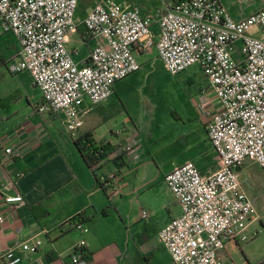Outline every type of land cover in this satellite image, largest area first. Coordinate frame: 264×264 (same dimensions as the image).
I'll list each match as a JSON object with an SVG mask.
<instances>
[{"label": "built area", "instance_id": "obj_1", "mask_svg": "<svg viewBox=\"0 0 264 264\" xmlns=\"http://www.w3.org/2000/svg\"><path fill=\"white\" fill-rule=\"evenodd\" d=\"M78 5L79 0H0V35L12 34L19 45L7 63L9 72H29L42 94L36 112L62 113L66 132L76 139L88 111L84 99L93 105L107 101L118 82L141 69L137 54L155 48L173 76L200 68L222 106L216 111L203 98L196 108L219 168L204 175L186 162L166 176L182 214L159 232V240L174 264H234L222 254L228 243L251 239L257 213L240 172L253 162L264 175V6L236 21L221 0H177L155 20L137 8L102 0L83 21L94 46L79 65L68 47L70 34L77 31ZM121 152L131 154L133 147L127 144ZM3 153L0 165L24 156L13 146H5ZM99 180L110 198L120 195L121 173ZM5 201L20 205L24 198L18 194ZM148 215L142 212L143 218ZM4 220L0 215V223ZM63 226L83 236L90 232L74 217ZM41 245V240L27 242L22 251L36 253ZM88 259L87 242L81 239L70 264H88ZM0 264H23V254L0 253Z\"/></svg>", "mask_w": 264, "mask_h": 264}, {"label": "crops", "instance_id": "obj_2", "mask_svg": "<svg viewBox=\"0 0 264 264\" xmlns=\"http://www.w3.org/2000/svg\"><path fill=\"white\" fill-rule=\"evenodd\" d=\"M98 1L79 0L75 12L77 31L70 34L68 47L79 65L86 63L94 46L83 21ZM176 2L141 0L125 7L137 8L143 16L159 20ZM221 3L236 21L264 6V0L250 10L231 0ZM152 31L158 33L157 23ZM18 49L12 34L0 35V156L5 160V146L24 150L22 158L0 165V215L5 218L0 223V253H22L23 264H70L76 245L85 239L88 264H174L160 243L159 232L182 210L166 176L186 162H192L204 175L219 168L218 154L196 112L203 98L214 110H222L205 76L193 68L187 78L192 96L180 109H173L171 116L161 115L159 110L146 115L140 109L128 108L125 118L108 125L111 106L124 107V101L135 91L120 86L128 77L115 85L107 101L93 105L85 98L83 109L88 111L78 135L92 134L97 143L115 148L104 166L94 172L66 132L64 115L36 112L42 94L31 74L9 72L7 63ZM137 58L141 64L137 74L144 66L150 71L154 65L167 72L155 48L137 54ZM127 144L133 153L126 155V164L118 169L113 159ZM247 168L240 172L243 184L249 180ZM117 173L122 174L124 184L120 195L112 199L97 185L96 177ZM18 194L23 196V204L6 203V197ZM143 211L148 218L142 217ZM79 214L90 228L84 236L62 227ZM35 240L42 241L38 252L22 251L23 244ZM222 256L227 260L226 251Z\"/></svg>", "mask_w": 264, "mask_h": 264}, {"label": "rangeland", "instance_id": "obj_3", "mask_svg": "<svg viewBox=\"0 0 264 264\" xmlns=\"http://www.w3.org/2000/svg\"><path fill=\"white\" fill-rule=\"evenodd\" d=\"M114 1L125 6L141 0ZM262 1L231 0L232 3L241 4L249 10L254 9ZM193 68L201 71L195 66L173 76L165 72L159 65H154L150 71H147V67L144 66L138 74L135 73L122 81L120 86L135 91L124 101V107L121 105L111 106L106 123L113 125L120 122L127 116L128 108L140 109L146 115H153L156 110H159V114L167 113L168 116H171L173 109H180L189 102V98L192 96L193 89L187 84V78ZM244 167H248L246 170L249 174V180L244 183V188L255 202L256 219L249 228L251 239L240 244L230 242L225 251L228 261H232L234 264H264V175L256 163L249 162Z\"/></svg>", "mask_w": 264, "mask_h": 264}, {"label": "trees", "instance_id": "obj_4", "mask_svg": "<svg viewBox=\"0 0 264 264\" xmlns=\"http://www.w3.org/2000/svg\"><path fill=\"white\" fill-rule=\"evenodd\" d=\"M85 39V37H84ZM74 145L78 152L80 153L85 164L92 169L94 172L101 169L109 157L115 152V148L110 144H99L94 139L92 134H84L74 139ZM126 152H121L115 159L113 163L118 169H121L126 164ZM97 185L103 190L107 191L104 184L96 177ZM74 219H78L80 222H85L83 214H79ZM64 227V226H62Z\"/></svg>", "mask_w": 264, "mask_h": 264}]
</instances>
